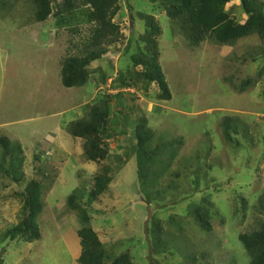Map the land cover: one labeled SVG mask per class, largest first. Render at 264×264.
Wrapping results in <instances>:
<instances>
[{"label":"rangeland","instance_id":"obj_1","mask_svg":"<svg viewBox=\"0 0 264 264\" xmlns=\"http://www.w3.org/2000/svg\"><path fill=\"white\" fill-rule=\"evenodd\" d=\"M2 1L0 137L19 142L17 174L23 181L0 174V264H78L76 232L81 224L66 198L76 194L85 202L93 178L104 167L112 181L100 204L89 210L93 228L108 234L102 240L111 256L129 252L134 264H247L238 234L255 227V206L264 191V42L251 36L232 46L204 42L188 48L172 35L163 12L153 10L147 0H125L135 11L155 16L161 28L159 64L171 93L170 100L161 101L154 85L146 92L140 84L122 87L118 82L134 52L133 40L143 32L142 23L125 12L120 0L122 17L113 20L122 34L119 52L109 46L104 58L91 64L92 77L85 86L65 88L61 62L82 55L91 35L88 8L62 19L51 15L37 24L28 0ZM230 6L232 17L243 22L238 1ZM101 74L107 78L104 85L98 84ZM246 79L253 83L239 93L236 87ZM101 95L116 98L105 136L109 154L96 164L84 159L80 140L67 134L65 125L84 118ZM129 106L136 107L134 113L126 111ZM138 110L153 131L149 147H159L144 182L137 176L133 137ZM125 114L130 118L124 119ZM224 120L240 131L235 135L238 147L223 140ZM29 178L43 187L44 206L36 219L41 236L31 243L9 241L3 233L22 218L16 193ZM233 194L247 202L242 225L233 218ZM203 199L221 216L211 220L209 232L192 214ZM156 222L164 233L154 249L146 229Z\"/></svg>","mask_w":264,"mask_h":264},{"label":"trees","instance_id":"obj_2","mask_svg":"<svg viewBox=\"0 0 264 264\" xmlns=\"http://www.w3.org/2000/svg\"><path fill=\"white\" fill-rule=\"evenodd\" d=\"M32 5L33 18L37 24L44 23L49 16L65 18L81 8H88V19L91 24V35L84 45L81 56H67L61 62L60 82L65 88H82L90 78L93 70L91 64L100 62L109 46L119 52L122 34L119 25L113 20L121 16L123 8L120 0H28ZM153 10L163 12L171 25L174 36L183 39L186 47L197 48L207 42L214 46H232L239 40L251 36H258L264 42V2L261 0H147ZM238 1V7L245 16L243 22H238L231 15L230 4ZM126 4L127 13H132V18H137L143 25V32L134 39V52L129 57V62L124 72L118 74V82L122 87H130L140 84L144 91H148L151 85L157 88L158 100H170L171 93L165 76L159 64L160 51L158 37L161 28L155 16L135 11L133 6ZM5 3L0 0V7ZM230 9H229V8ZM228 9V10H227ZM2 14V13H0ZM129 42L125 47H130ZM127 48L126 50H128ZM122 51V50H121ZM101 70L98 71V74ZM106 76L100 75L98 84L106 83ZM253 83L246 79L236 87L239 93ZM119 97V94L117 95ZM121 96V95H120ZM116 96L101 95L98 100L88 107L86 116L73 120L65 125V131L72 138L81 142L82 154L86 161L102 164L108 156V145L105 143L108 123L112 112V100ZM132 114L135 106L127 107L126 111ZM119 113L123 114L121 110ZM124 119L129 115H121ZM134 147L137 157V176L140 181L147 179L151 174L154 156L159 147L150 148L153 139V131L146 117L138 110L133 118ZM230 121L222 123V138L235 147L239 146L235 135L239 131L232 128ZM124 124V123H122ZM123 129L126 130V128ZM240 132V131H239ZM123 132H118V134ZM246 136V130L241 132ZM22 149L19 142H11L8 138L0 137V174L6 178H12L15 183H20L22 174H17L20 164L19 156ZM112 181L109 168L104 167L93 178L92 187L87 192L85 202H79L76 194L66 198V206L70 212L77 213L80 222L76 234L79 239V252L76 257L78 264H134L129 252H122L111 256L105 245L99 239V233L92 226L93 216L89 210L92 204H100V197L107 190ZM144 182V181H143ZM141 183V182H140ZM42 184L35 178H29L21 191L16 193L22 204V218L15 226L3 233V238L9 241L20 240L31 243L40 239V231L37 217L42 212L44 203L41 199ZM233 218L239 224L245 220V212L248 208L246 200L233 194ZM106 210H102L104 213ZM257 217L255 227L248 232L238 234V241L242 245L247 257V264H264V191L257 199L255 206ZM192 214L198 226L206 231H211V220L221 218L215 211L213 204L203 199L201 204L192 210ZM147 234L151 237L154 249L160 247L163 228L160 222H156ZM1 263V259H0Z\"/></svg>","mask_w":264,"mask_h":264},{"label":"crops","instance_id":"obj_3","mask_svg":"<svg viewBox=\"0 0 264 264\" xmlns=\"http://www.w3.org/2000/svg\"><path fill=\"white\" fill-rule=\"evenodd\" d=\"M123 1H125V0H123ZM125 3H127V1H125ZM134 9V8H133ZM125 10V12L127 13V10L126 9H124ZM135 10V9H134ZM128 14H130L131 16H132V13H128ZM164 14V13H163ZM156 18V17H155ZM131 25H133L134 26V23L131 21ZM132 26V28L130 29V31H132L133 30V27ZM175 37H178V36H175ZM127 40L129 41V40H131V36L129 35L128 37H127ZM158 42H159V39H158ZM91 163V162H90ZM94 230H96L98 233H99V239H100V241L101 242H103V240L102 239H105V238H107V232H105V231H103V229H101V228H97V229H94ZM78 238V237H77ZM78 242H79V239H78ZM79 251V250H78ZM77 257V256H76Z\"/></svg>","mask_w":264,"mask_h":264}]
</instances>
